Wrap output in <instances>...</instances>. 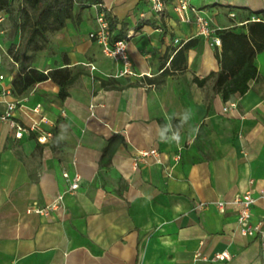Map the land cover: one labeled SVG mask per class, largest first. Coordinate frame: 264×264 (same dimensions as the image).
<instances>
[{
    "label": "crops",
    "instance_id": "0c3cea01",
    "mask_svg": "<svg viewBox=\"0 0 264 264\" xmlns=\"http://www.w3.org/2000/svg\"><path fill=\"white\" fill-rule=\"evenodd\" d=\"M188 2L216 30L239 32L246 18H237L264 11V0ZM102 10L116 21L112 35L126 40L133 75H120L121 63L102 52L107 60L98 58L100 47L88 38ZM52 39L60 65L45 71L77 73L65 98L56 99L59 89L50 80L22 97L2 96L20 72L13 62L0 81V114L5 102L17 101L12 120L38 124L17 138L0 120V264H264V243L239 234L232 207L221 213L215 206L250 192L251 221L264 225V51L256 54L257 75L248 90L223 100L215 77L196 82L220 71V47L198 35L195 16L181 21L172 3L160 14L151 11L150 0L76 7ZM175 39L195 40L184 61ZM103 62L111 70L99 69ZM110 78L130 85L101 87ZM45 97L52 100L43 106ZM230 103L234 107L224 111ZM37 104L40 113L32 111ZM187 109L190 119L183 122ZM167 124L179 131V145L165 142L172 131L161 138ZM47 132L55 133V144L51 137L37 141ZM113 135L124 141L102 165ZM150 149L158 157L138 159ZM64 171L78 176L75 191L68 190ZM221 252L229 259L215 260Z\"/></svg>",
    "mask_w": 264,
    "mask_h": 264
},
{
    "label": "trees",
    "instance_id": "16d2710c",
    "mask_svg": "<svg viewBox=\"0 0 264 264\" xmlns=\"http://www.w3.org/2000/svg\"><path fill=\"white\" fill-rule=\"evenodd\" d=\"M102 0H0V13L6 14L11 27L18 33V44L9 49L10 59L20 66V72L11 79V95L15 98L22 97L38 83L50 80L58 87L57 98H65L67 88L74 82L77 73L72 74L68 67L55 68L49 71L40 70L25 65L28 51H41L43 46L39 40H46L47 35L60 31L66 21L74 18L76 7L80 9L99 5ZM108 22L109 31L115 29L116 21L111 14L102 10ZM259 18L251 21V17ZM143 23V22H142ZM220 38V50L216 51V57L220 71L210 73L201 80H196L198 85H203L205 80L215 77V86L221 93L223 100H228L233 93L243 95L248 90V81L257 75L255 64L256 54L264 51V11L248 12L246 23L241 25L239 32L232 29L216 30ZM122 39L120 35L111 36V41ZM195 45V40H188L182 44L177 55H182L190 47ZM69 64L66 59V63ZM149 83H154L148 78ZM103 88L122 89L130 84H115L110 78L101 80ZM123 138L113 135L108 139L103 149L100 164L108 165L117 147L123 143ZM56 143L55 133H52L50 145Z\"/></svg>",
    "mask_w": 264,
    "mask_h": 264
},
{
    "label": "built area",
    "instance_id": "2783aa9c",
    "mask_svg": "<svg viewBox=\"0 0 264 264\" xmlns=\"http://www.w3.org/2000/svg\"><path fill=\"white\" fill-rule=\"evenodd\" d=\"M172 3L174 5V11L176 12L179 19L183 22H190L192 15L195 16V23L197 27L198 35L210 39V45L215 47H220L221 41L216 34V29L210 24V21L200 15V11L189 5L188 0H150L151 11L154 14H160L163 12L166 3ZM233 17V14H230ZM3 20V16L0 14V22ZM259 18H251V21H258ZM96 27L88 34V38L94 41L101 49V52L108 58L118 61L122 65L120 70V75H133L131 70V64L129 62L126 53V40L120 39L116 41H111L112 33L109 31L108 22L105 19L104 13L99 12L95 17ZM174 44L181 46L183 43H179L178 39L174 40ZM94 69V67H91ZM4 79L3 75H0V81ZM2 96L11 95V88H4L1 91ZM17 101L5 102V110L0 114L1 121H8L10 126L15 129V137L20 138L24 133L35 131L38 129V124H32L29 127H22L12 120V113L16 108ZM234 107L233 103L224 107L223 110L226 111ZM33 112L40 113L41 106L37 104L33 109ZM40 122L48 123L49 121L44 117H40ZM51 137V133H42L37 137V141L40 143H46L47 138ZM159 152L156 149H150L147 151L139 152L138 159L144 160L149 156L158 157ZM62 177L68 183V190L75 191L79 186V178L77 175L70 177L67 172H62ZM63 195H58L50 208L58 205L62 200ZM255 203V199L250 194L246 192L244 194L238 195L230 201H216V209L223 213L228 207H232L236 212V223L238 226V232L242 236L246 237H256L262 243H264V225L260 222L251 221V208ZM42 213L44 209H27V212ZM199 255V254H198ZM215 260H227L229 259V254L227 252L216 253L214 255Z\"/></svg>",
    "mask_w": 264,
    "mask_h": 264
},
{
    "label": "rangeland",
    "instance_id": "374dc122",
    "mask_svg": "<svg viewBox=\"0 0 264 264\" xmlns=\"http://www.w3.org/2000/svg\"><path fill=\"white\" fill-rule=\"evenodd\" d=\"M3 16V20L0 22V75H8L13 67V63L9 56V49L12 46H16L19 42L18 33L14 31L11 27L10 22L4 13H0ZM248 18V14L244 13L243 18H237L238 20H242ZM56 33V32H55ZM54 33H50L47 35L46 40H39V43L43 46L41 51H28L25 60V65L29 67H34L40 70H46L49 67L59 66L60 61V51L56 46L55 42L52 39V35ZM103 54V53H102ZM101 54V50H98V58H103ZM108 58V57H107ZM110 59V58H109ZM115 61L114 59H111ZM110 61V60H109ZM101 62V61H100ZM112 62V61H110ZM102 63V62H101ZM20 67V66H19ZM99 69H103L107 71L109 65L107 62H103V64H99ZM6 81V78L4 79ZM57 99V96H55ZM52 98L48 99L45 97L43 99V106L47 105L48 102H51Z\"/></svg>",
    "mask_w": 264,
    "mask_h": 264
},
{
    "label": "clouds",
    "instance_id": "9594fccd",
    "mask_svg": "<svg viewBox=\"0 0 264 264\" xmlns=\"http://www.w3.org/2000/svg\"><path fill=\"white\" fill-rule=\"evenodd\" d=\"M191 109H187L182 117L183 122H187L190 119ZM171 119V118H170ZM169 131H172L171 125L167 124L164 126L163 131L161 132V138L165 139V134ZM175 141L177 145L180 144L181 137L179 131H172V135L165 140V142Z\"/></svg>",
    "mask_w": 264,
    "mask_h": 264
}]
</instances>
